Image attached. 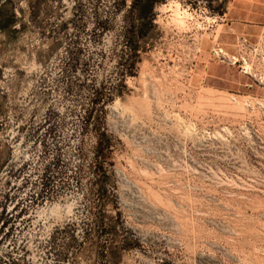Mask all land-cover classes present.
<instances>
[{
	"label": "rangeland",
	"instance_id": "1",
	"mask_svg": "<svg viewBox=\"0 0 264 264\" xmlns=\"http://www.w3.org/2000/svg\"><path fill=\"white\" fill-rule=\"evenodd\" d=\"M0 264H264V0H0Z\"/></svg>",
	"mask_w": 264,
	"mask_h": 264
},
{
	"label": "clouds",
	"instance_id": "2",
	"mask_svg": "<svg viewBox=\"0 0 264 264\" xmlns=\"http://www.w3.org/2000/svg\"><path fill=\"white\" fill-rule=\"evenodd\" d=\"M75 207V202L70 203L64 208H60V206H53L52 209H49L47 211V216L49 219H55V220H63L66 217H71L73 215V209Z\"/></svg>",
	"mask_w": 264,
	"mask_h": 264
},
{
	"label": "built area",
	"instance_id": "3",
	"mask_svg": "<svg viewBox=\"0 0 264 264\" xmlns=\"http://www.w3.org/2000/svg\"><path fill=\"white\" fill-rule=\"evenodd\" d=\"M212 55L216 57L218 60L227 61V62L229 61L233 64L239 61L237 57L230 56L229 54H227V52H225L224 49L219 44H216L215 46H213Z\"/></svg>",
	"mask_w": 264,
	"mask_h": 264
},
{
	"label": "trees",
	"instance_id": "4",
	"mask_svg": "<svg viewBox=\"0 0 264 264\" xmlns=\"http://www.w3.org/2000/svg\"><path fill=\"white\" fill-rule=\"evenodd\" d=\"M153 0H146L147 2V5H150V3H152ZM11 10H7L4 15H7V19L8 20H5L6 22H10V19L12 17V13L10 12ZM144 9L143 8H138V15L144 17V13H143ZM105 134L103 132H100L98 135H97V139H96V150L98 151H101L102 149V143H103V140H106V139H101V138H105ZM106 143V141H104V144Z\"/></svg>",
	"mask_w": 264,
	"mask_h": 264
}]
</instances>
